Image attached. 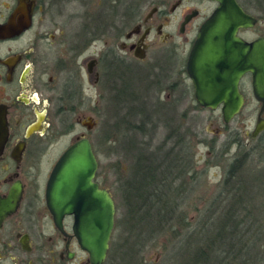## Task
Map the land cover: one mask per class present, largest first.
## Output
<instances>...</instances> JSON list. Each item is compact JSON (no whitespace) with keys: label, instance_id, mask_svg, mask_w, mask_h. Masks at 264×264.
Wrapping results in <instances>:
<instances>
[{"label":"flooded vegetation","instance_id":"1","mask_svg":"<svg viewBox=\"0 0 264 264\" xmlns=\"http://www.w3.org/2000/svg\"><path fill=\"white\" fill-rule=\"evenodd\" d=\"M235 2L251 19L235 36L246 44L264 41V0ZM216 7L214 0H0V26L15 11L28 22L0 36V264H91L73 233V217L64 215L61 227L56 225L47 186L65 149L89 139L76 126L93 129L96 123L88 128L83 121L102 117L104 102L119 115L124 107L116 102H132L136 92L152 87L154 104L174 110L172 105L186 102L210 110V119L221 125L215 123L207 147L214 150L222 135L219 149L228 154L216 184L226 181L227 166L239 168L264 151L259 71L238 78L242 105L227 122L219 106L202 108L194 95L186 62L198 29ZM257 125L262 128L253 134ZM67 137L70 142L56 156L53 147ZM118 228L115 212L101 264H118Z\"/></svg>","mask_w":264,"mask_h":264},{"label":"trees","instance_id":"2","mask_svg":"<svg viewBox=\"0 0 264 264\" xmlns=\"http://www.w3.org/2000/svg\"><path fill=\"white\" fill-rule=\"evenodd\" d=\"M135 97L132 102L139 100L136 108L139 110L135 109L134 114L142 120L131 123L122 118L124 114L118 116L113 123L117 130H107V139L114 140L112 138L116 135L121 140L123 135L117 137L114 132L120 130L119 125L123 126L124 123H127L128 131L143 134V123L148 115H163L164 106L153 104V111L147 113L138 92ZM115 104L119 108L123 106L122 102ZM132 108L128 105L125 113L127 117L133 113ZM173 120L170 113L162 121L165 130L163 138L150 150H147L148 143L138 145L124 133L125 137L119 146L124 148L126 161H130L127 171L117 179V190L126 204L125 217L118 225L123 226V231L134 237L138 245L141 237L139 228L147 231L144 243L165 232L164 237L169 243L166 247L163 244L162 249H168L165 255L167 263L174 260L173 264H264V151L256 155V160H244L239 168L227 166L230 172L226 181L218 184L220 190L201 214V221L198 220L200 230L178 234L180 229L189 224L181 208L187 193H184L187 175L191 174L190 179L195 172L191 167V154L184 151L189 130L182 131V124ZM92 146L98 158L95 143ZM249 162L258 168L256 172L245 168ZM96 179L98 181V174ZM129 236L123 234L120 241L119 260L123 263L131 257L137 260L134 264H146L135 257L139 247L134 246ZM111 245L112 250L117 249L115 244Z\"/></svg>","mask_w":264,"mask_h":264},{"label":"water","instance_id":"3","mask_svg":"<svg viewBox=\"0 0 264 264\" xmlns=\"http://www.w3.org/2000/svg\"><path fill=\"white\" fill-rule=\"evenodd\" d=\"M217 7L201 24L186 62L198 106H219L223 122L236 114L242 99L236 84L244 71H259L264 81V41L244 43L235 36L238 27L251 24L235 0H214ZM15 11L0 26V36L8 37L28 25ZM257 83V84H258ZM258 89V87L256 86ZM218 101H222L219 105ZM83 124L91 128L90 119ZM262 125H257L253 134ZM33 130V126L28 132ZM90 140L83 136L57 159L47 186V204L55 223L61 227L64 215L73 217L72 230L79 245L89 254L91 264H101L108 253L115 225V201L107 187L96 181L98 160Z\"/></svg>","mask_w":264,"mask_h":264},{"label":"rangeland","instance_id":"4","mask_svg":"<svg viewBox=\"0 0 264 264\" xmlns=\"http://www.w3.org/2000/svg\"><path fill=\"white\" fill-rule=\"evenodd\" d=\"M166 29L172 31V28L170 26L166 27ZM88 85L90 86V83H88ZM154 91L155 89H153L152 87H147L143 92L139 94V97L141 96L143 101L142 102L140 100V102H142V104L145 106L144 111H147V113H151L153 111L152 107L154 104ZM160 95L163 96V93H161ZM138 102L139 100L136 99V101L132 102V104H130L129 102L123 103L124 109L119 112V115L113 114L111 111L106 110V108L110 106V104L104 102V114L102 117H95L92 120V122L96 123L94 124L93 129L87 131L82 126H76V132L83 131L87 133L90 141L92 143H95L96 148L98 149V169L96 173L98 174V182L102 186L107 187L110 190L117 206L116 218L118 219V223L121 222L126 214V204L124 198L117 190V179L127 171V165L130 160H128V162L126 161L127 158L124 154V148L119 145L122 144L121 142L123 141V137H125L126 135L127 137H131L132 140L136 141L138 145H140L141 143H148L149 148L147 150L154 148V146L158 144L159 141L163 138V135L165 133V130H163L162 121L167 119L170 116V113H172V116L174 117L173 121L175 123L182 124V131L189 130V133H186V141L188 142V144L185 147L184 151L189 155L191 154V167L195 172L193 177H191L190 179L189 177L191 174L187 175V186L184 191V193H187L185 194L186 197L181 208V212H183L185 220H187L189 224L182 229H180L181 227H179L180 230L177 233L185 234L186 232L192 233L195 230H200L201 227H199L200 222L198 223V220L201 219V214L204 213V210L209 207V202L217 194L216 192L220 190V186L216 183H218L221 177H223V168L226 161L228 160V158L226 157V155H228L227 151H224V149H219L222 135L217 136L214 150L210 151L206 143L208 139L212 137L213 131L216 127L215 123L221 125L220 120L216 119L213 122L210 118L214 117V114H212L210 110L195 109L193 104H189L186 102L172 105V107L174 108V110L172 109L173 111L167 108L166 105L164 106L165 109L163 110V115L158 113L148 115L147 119L143 123V134L138 133L137 131H128L126 127L127 123H124L123 126L119 125L118 128H121L120 130L115 132L113 131L115 134H117V137H119V134L123 135L121 140H119V138L117 139L116 135H114V137L112 138L114 140L116 139L115 141L111 140V138L107 139V130L112 131L116 129L113 123L116 122L118 116L124 114L122 118L127 121L129 120L128 122L131 123H139V121L142 120L139 115L134 114L136 110H139L136 109L138 108ZM128 105L134 108H132L133 113L128 114L127 117V114H125V112ZM233 124L236 123H231V125ZM154 126L155 128H153ZM111 131L109 132L110 134ZM124 133L127 134L124 135ZM70 139L71 137L63 138L59 143L56 144V146L53 147V151H55L54 153H56V156L66 146V144L70 142ZM199 141L200 143H198ZM246 167L250 172H256V170H258V168H255V165L250 162L245 166V168ZM123 230V226H119V228L115 231V234H119V238H115V241L118 242L119 245L121 243L120 241H122L123 239V234H127L129 236V233H126ZM139 233L141 235V237L139 238V245L137 244V241H135L134 237L129 236V239L132 238L133 242L132 240L131 242L134 244V246L139 247V253L135 254V257H138L141 262L144 261L146 264H173L174 260L170 261L169 263H167V260H165V255L167 253L166 250L168 249H162L163 244H165L166 247V245L169 243L167 241V238L164 237L165 232L163 233V235L157 236L153 240L150 239L145 243L144 236L147 235V231L139 228ZM172 243L173 242H171V244ZM119 255L120 252L117 259L118 264H134V262L137 261L135 258L128 257L127 260L122 263L121 260H119V257H121Z\"/></svg>","mask_w":264,"mask_h":264}]
</instances>
